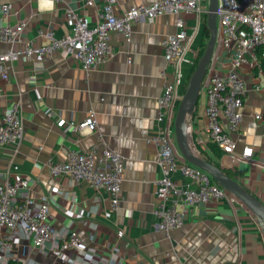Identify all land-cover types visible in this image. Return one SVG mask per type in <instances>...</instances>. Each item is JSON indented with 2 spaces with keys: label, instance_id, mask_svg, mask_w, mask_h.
Wrapping results in <instances>:
<instances>
[{
  "label": "crops",
  "instance_id": "0c3cea01",
  "mask_svg": "<svg viewBox=\"0 0 264 264\" xmlns=\"http://www.w3.org/2000/svg\"><path fill=\"white\" fill-rule=\"evenodd\" d=\"M104 1L87 6L82 0H0V18L2 6H10L4 22L14 26L26 23L20 43L0 42V54L11 48L21 54L10 65L8 78H0V116L19 103L24 128L19 144L0 146V183L6 171L17 165L32 178L26 195L35 209L42 203L40 190L57 194V205L50 209L55 232L66 238L69 225L80 238L81 250L68 253L73 261L69 264H264V228L237 198L194 208L185 216L184 225L169 233L160 229L154 216L159 167L157 148L148 139L166 126L157 122L158 99L167 84L177 86L178 104L185 94L210 36L209 0L201 13L184 15L190 47L179 66L168 64L164 57V40L179 31L177 16L172 14L152 23L133 24L130 42L120 33L113 34V58L91 72L63 52L33 60L23 55L27 42L42 43L38 37L41 29L57 37L68 33L69 9L87 17L91 27L96 26ZM159 1L117 0V11L123 14L132 6ZM214 61L223 73L231 68V59L221 50ZM240 73L248 94L240 129L229 134L236 142V154L251 146L252 158L242 161L214 154L213 144L204 134V97L189 119V140L198 154L215 158L264 202V60L254 67L243 64ZM91 112L98 120L95 130H78L71 125L84 122ZM257 115L262 118L257 119ZM222 120L227 129L226 119ZM99 140L125 158L122 199L116 210L106 190L76 182L68 174L54 177L48 166L49 160L64 162L70 150L87 151ZM174 180L180 185L189 182L179 174ZM27 244L17 248L23 259L29 257L37 264H68L48 250H34ZM102 254L109 259L97 258ZM9 264L20 263L12 259Z\"/></svg>",
  "mask_w": 264,
  "mask_h": 264
},
{
  "label": "built area",
  "instance_id": "2783aa9c",
  "mask_svg": "<svg viewBox=\"0 0 264 264\" xmlns=\"http://www.w3.org/2000/svg\"><path fill=\"white\" fill-rule=\"evenodd\" d=\"M87 6L97 0H82ZM206 0H161L151 5L132 6L125 13L117 11V0H105L100 10L99 23L91 27L87 17L73 9L67 11L68 33L57 37L50 30H39L40 45L29 41L23 55L33 60L35 57H51L65 53L74 58L87 71L95 70L114 56L112 35L122 34L127 42L132 37L133 24L152 23L163 15L177 16L178 32L168 36L163 42L164 57L168 64H179L184 60L189 47V35L185 30L184 15L201 13ZM10 6H2L0 18V42L20 43L26 27L22 22L16 26L4 22ZM218 43L211 64L202 82L199 100L206 99L207 121L204 134L207 141L219 147L224 154L236 156L242 161L250 160L254 150L246 146L241 155L236 154V142L229 134L240 129L243 108L248 89L240 68L243 64L255 66L264 60V0H218ZM259 49L261 51L257 52ZM218 50L231 59V68L223 73L215 62ZM20 52L13 48L0 54V78L7 79L10 65L17 61ZM178 76H182L180 73ZM178 94L175 84H167L158 99V124H166L164 130L151 136L148 141L157 148L158 178L155 181L157 204L154 216L160 229L169 233L185 223V216L194 208L217 206L220 201L234 202L236 197L220 187L206 172L190 165L179 153L175 134L174 119L178 109ZM199 104V103H198ZM20 104L15 103L0 116V146L8 143L19 144L24 137L20 119ZM222 117L227 121V129ZM261 119V115L256 116ZM78 130H95L98 120L95 112L81 123H71ZM48 166L54 177L70 175L76 182H85L95 189H104L110 196L113 210L122 199L123 172L125 158L99 140L87 151L70 150L67 160H49ZM6 178L0 183V264H9L12 259L20 264H37L31 258H21L17 248L26 245L31 249L48 250L65 263H72L70 252H79L80 238L75 230H70L66 238H61L53 227L50 209L57 205V194L40 190L42 203L35 209L34 202L26 195L31 176L13 165L6 171ZM189 179L180 185L174 176ZM122 237L123 232L119 231ZM88 257V258H92ZM108 260L105 254L97 256Z\"/></svg>",
  "mask_w": 264,
  "mask_h": 264
},
{
  "label": "water",
  "instance_id": "95a60500",
  "mask_svg": "<svg viewBox=\"0 0 264 264\" xmlns=\"http://www.w3.org/2000/svg\"><path fill=\"white\" fill-rule=\"evenodd\" d=\"M217 10L218 0H209L207 23L210 36L205 51L189 80L185 94L179 102L173 124L175 140L178 151L185 161L208 173L220 187L229 194L235 196L243 206L251 211L257 218L259 224L264 228V202L256 195L252 194L236 179L227 175L224 168L217 167L215 164L205 160L192 148L189 140V119L193 117L197 111L202 82L217 48L219 32Z\"/></svg>",
  "mask_w": 264,
  "mask_h": 264
},
{
  "label": "trees",
  "instance_id": "16d2710c",
  "mask_svg": "<svg viewBox=\"0 0 264 264\" xmlns=\"http://www.w3.org/2000/svg\"><path fill=\"white\" fill-rule=\"evenodd\" d=\"M259 51H261V49H259L257 52H259ZM212 149H213V152H214V154L218 157V156H220L222 153H223V151L219 148V147H217L216 145H212ZM205 160H207V161H209V162H211V163H213V164H215L217 167H221L220 165H219V163L216 161V159L215 158H213V157H210V156H208V155H201ZM224 171L227 173V175H229L231 178H234V174H232V172H230L229 170H226V169H224ZM235 179V178H234Z\"/></svg>",
  "mask_w": 264,
  "mask_h": 264
}]
</instances>
